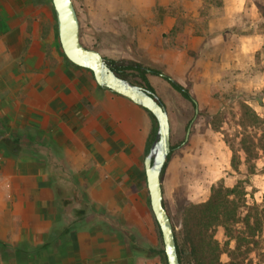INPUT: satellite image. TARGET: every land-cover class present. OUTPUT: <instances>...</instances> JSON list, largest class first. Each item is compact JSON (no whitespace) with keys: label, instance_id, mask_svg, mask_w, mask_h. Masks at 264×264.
Segmentation results:
<instances>
[{"label":"crops","instance_id":"1","mask_svg":"<svg viewBox=\"0 0 264 264\" xmlns=\"http://www.w3.org/2000/svg\"><path fill=\"white\" fill-rule=\"evenodd\" d=\"M254 1L212 6L207 37L202 0H133L113 13H137V33L118 36L119 57L97 51L210 86L264 45L233 31ZM152 131L143 107L64 58L51 0H0V264H166L144 168Z\"/></svg>","mask_w":264,"mask_h":264},{"label":"rangeland","instance_id":"2","mask_svg":"<svg viewBox=\"0 0 264 264\" xmlns=\"http://www.w3.org/2000/svg\"><path fill=\"white\" fill-rule=\"evenodd\" d=\"M73 1L80 21L83 45L101 51L105 57L115 54L119 57L118 52L114 51L112 54L109 49L116 50L121 46L122 42H119L118 36L125 40L130 32L137 33L138 14L113 11L120 5L126 6L125 8L135 5L133 0ZM202 3L204 8L199 16L198 33L207 37L215 36L217 33H212L210 23L219 15L210 9L212 6L218 7L220 0H202ZM189 20L194 21L196 18L191 17ZM133 22L136 24V30L130 27ZM106 24H111L114 29L103 31ZM233 31L240 37L253 35L264 43V7L260 0L248 4L246 10L238 16ZM64 58L68 60L65 55ZM219 58H222L223 62L229 61L228 55L224 53ZM242 60H245V57ZM247 71L240 70L233 75L229 70H224L221 82L212 80L210 86H190L188 89L198 103L197 111L173 89L162 87L157 81L153 82L159 98L170 113L172 145L185 141L174 151L162 176L165 203L178 230L181 229L186 208L191 204L207 201L212 187L218 184L234 187L242 181L247 192V202H263L264 154L256 161V173L250 174L239 147V133L242 131L239 122L241 108L245 105L254 109L264 119V108L258 100L264 89V45L256 44L252 67ZM130 79L138 80L134 77ZM189 123L190 134L186 141ZM263 130L259 131L258 137L264 134ZM232 147L240 162L237 170L232 167ZM216 237L221 242L225 240L222 230L217 232ZM180 241L182 243V237ZM222 261H228L226 255L222 256ZM259 264H264V261L260 259Z\"/></svg>","mask_w":264,"mask_h":264},{"label":"trees","instance_id":"3","mask_svg":"<svg viewBox=\"0 0 264 264\" xmlns=\"http://www.w3.org/2000/svg\"><path fill=\"white\" fill-rule=\"evenodd\" d=\"M260 2L264 7V0H260ZM106 60L116 74L155 94L157 92L150 82L149 76L162 77L174 91L184 100L190 102L195 110L197 109V100L190 90L170 76L163 75L161 71L145 68L132 61H117L107 58ZM130 77L138 80L133 81ZM258 100L260 106L264 108V89ZM146 111L153 121V131L147 150L149 151L156 137L158 126L153 114ZM241 111L239 126L242 131L239 133L241 136L239 147L244 155V164L248 168V172L255 174L256 161L261 154H264V134L258 137L259 131L264 129V119L249 106L245 105ZM189 125L190 123L188 128ZM184 143L185 141H182L177 145H172L167 164L174 151ZM3 145L5 146V144ZM232 151V167L237 170L240 162L237 160V154L233 147ZM244 186L242 181L234 187H226L224 184L213 186L207 201L191 204L186 208L180 230L173 224L181 264H259L260 259L264 261V197L260 204L256 201L249 204ZM164 206L168 211L165 201ZM220 230L223 231L224 242L219 241L216 237ZM180 237H182V243ZM2 247L0 244V248ZM223 255L227 256V262L222 261Z\"/></svg>","mask_w":264,"mask_h":264},{"label":"water","instance_id":"4","mask_svg":"<svg viewBox=\"0 0 264 264\" xmlns=\"http://www.w3.org/2000/svg\"><path fill=\"white\" fill-rule=\"evenodd\" d=\"M51 1L56 14L60 44L68 61L78 67L90 70L99 86L130 99L151 112L157 121L156 137L144 161L150 205L161 231L167 264H181L174 226L164 206L162 186L163 172L172 148L168 110L157 94L119 76L99 51L83 45L80 21L73 0ZM189 134L190 126L187 130L186 141Z\"/></svg>","mask_w":264,"mask_h":264}]
</instances>
